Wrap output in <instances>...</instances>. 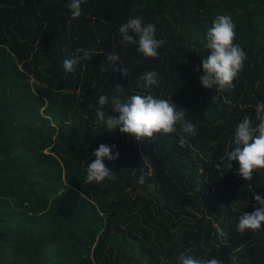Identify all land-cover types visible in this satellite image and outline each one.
Listing matches in <instances>:
<instances>
[{"label":"trees","instance_id":"1","mask_svg":"<svg viewBox=\"0 0 264 264\" xmlns=\"http://www.w3.org/2000/svg\"><path fill=\"white\" fill-rule=\"evenodd\" d=\"M67 2L0 0V264H179L186 249L230 264L241 246L240 264H264V225L259 236L236 231L254 196H264V175L245 181L238 162L221 164L237 124L245 115L258 123L264 101V0H86L78 19ZM220 14L232 17L247 53L235 88L223 91L203 88L195 70ZM130 15L156 25L165 41L158 58L121 45ZM87 47L101 55L64 71V59ZM112 51L128 76L99 70ZM148 70L164 80L154 94L197 126L183 148L176 133L138 142L95 123L99 96L142 93L135 77ZM101 143L119 152L105 160L115 179L85 184Z\"/></svg>","mask_w":264,"mask_h":264},{"label":"clouds","instance_id":"2","mask_svg":"<svg viewBox=\"0 0 264 264\" xmlns=\"http://www.w3.org/2000/svg\"><path fill=\"white\" fill-rule=\"evenodd\" d=\"M86 0H68L66 7L69 9L72 19H78L82 14L81 5ZM120 43L125 47L135 45L136 50L145 58H158L159 49L164 45V39L156 38V25L144 22L142 16H129L127 21L119 26ZM236 25L230 15L220 14L215 16L211 26L206 32L205 47L208 55L201 58L202 63L196 71H203L198 77L201 86L205 89L217 91L232 90L235 88L233 81L244 70L247 53L234 41L236 40ZM185 47H193L186 43ZM101 55L95 47L79 48L73 58L63 61V69L72 73L74 66L82 60L87 61L93 56ZM121 56L112 51L99 65L101 72H119L122 76H128L130 69L117 62ZM136 86L142 93L131 95L127 100H122L119 95H100L98 106L95 108V123L102 126L108 132L119 131L123 136H129L136 141L151 140L157 134L179 135L178 146L183 148L189 145V139L198 135L194 120L187 110L178 106L172 99L157 97L153 89L159 87L163 77L156 70H148L135 77ZM117 93L124 92L117 85ZM106 106L110 111H106ZM110 112L112 114H110ZM118 114V115H117ZM255 125L253 118L245 115L234 129L232 147L221 158L224 168L231 169L232 162H238L237 174L245 181H251L254 173L264 175V101L255 105ZM115 145L101 143L92 155L95 160L87 163L85 184L103 183L105 180L115 179V174L105 165V160L115 161L119 158V152L113 150ZM220 168V164L217 165ZM137 183L143 185L145 177L140 175ZM254 210L242 212L236 222V231L244 235L247 232L259 236L264 225V196H254ZM220 238L226 236V232L217 228ZM223 241V240H222ZM242 247V246H241ZM233 249L229 255L230 264H240L239 250ZM192 249L179 251L177 260L179 264H224L217 257L206 259L197 256Z\"/></svg>","mask_w":264,"mask_h":264}]
</instances>
